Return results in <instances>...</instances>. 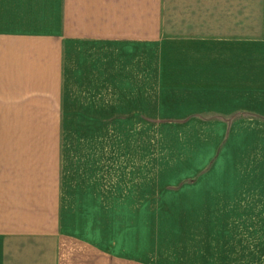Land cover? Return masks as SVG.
Masks as SVG:
<instances>
[{
  "label": "crops",
  "instance_id": "1",
  "mask_svg": "<svg viewBox=\"0 0 264 264\" xmlns=\"http://www.w3.org/2000/svg\"><path fill=\"white\" fill-rule=\"evenodd\" d=\"M261 110L264 0H0V264L119 260L102 220L156 208L155 128Z\"/></svg>",
  "mask_w": 264,
  "mask_h": 264
},
{
  "label": "rangeland",
  "instance_id": "2",
  "mask_svg": "<svg viewBox=\"0 0 264 264\" xmlns=\"http://www.w3.org/2000/svg\"><path fill=\"white\" fill-rule=\"evenodd\" d=\"M232 121L155 128L156 208L107 210V264H264V118Z\"/></svg>",
  "mask_w": 264,
  "mask_h": 264
},
{
  "label": "trees",
  "instance_id": "3",
  "mask_svg": "<svg viewBox=\"0 0 264 264\" xmlns=\"http://www.w3.org/2000/svg\"><path fill=\"white\" fill-rule=\"evenodd\" d=\"M250 116H253V115H250Z\"/></svg>",
  "mask_w": 264,
  "mask_h": 264
}]
</instances>
